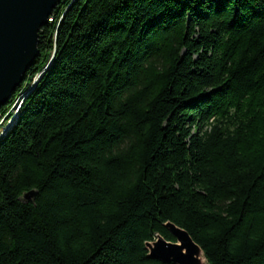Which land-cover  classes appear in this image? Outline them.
I'll return each instance as SVG.
<instances>
[{"label": "trees", "instance_id": "16d2710c", "mask_svg": "<svg viewBox=\"0 0 264 264\" xmlns=\"http://www.w3.org/2000/svg\"><path fill=\"white\" fill-rule=\"evenodd\" d=\"M38 50L0 106L46 70L0 133V264H176L167 222L264 264V0H63Z\"/></svg>", "mask_w": 264, "mask_h": 264}, {"label": "water", "instance_id": "95a60500", "mask_svg": "<svg viewBox=\"0 0 264 264\" xmlns=\"http://www.w3.org/2000/svg\"><path fill=\"white\" fill-rule=\"evenodd\" d=\"M62 1L0 0V106L23 83L38 56L40 31ZM15 116L3 134L14 123ZM35 194L30 191L26 198L31 199ZM165 227L175 240H167L158 234L146 243L150 257L176 264H210L203 248L186 229L173 222L165 223Z\"/></svg>", "mask_w": 264, "mask_h": 264}, {"label": "rangeland", "instance_id": "374dc122", "mask_svg": "<svg viewBox=\"0 0 264 264\" xmlns=\"http://www.w3.org/2000/svg\"><path fill=\"white\" fill-rule=\"evenodd\" d=\"M53 57H54V56H53ZM53 57H52V59L50 60L49 63L52 62ZM45 71H46V70H43L40 74L36 75V77H35V79H34V81H33V83H32L31 88H29V90L26 91V92L24 93V96H22L21 98L19 97V99L17 98V100L15 101V105L12 107L13 109H11V110L9 111V114L6 115L5 117H3V118L0 119V133H1L2 131L4 132V130L10 125V123H11L13 117H14L15 114L18 112L19 107L22 105V103H23V101H24V99H25V96L27 95L28 92H30V91L33 89V87L36 85V83L39 82V80L41 79V77L43 76V74L45 73ZM23 97H24V98H23ZM14 108H15V109H14ZM3 132L1 133V135L3 134Z\"/></svg>", "mask_w": 264, "mask_h": 264}]
</instances>
